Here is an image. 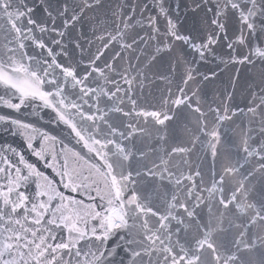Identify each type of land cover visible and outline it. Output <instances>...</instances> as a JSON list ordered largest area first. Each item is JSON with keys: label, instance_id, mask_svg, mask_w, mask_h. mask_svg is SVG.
I'll return each mask as SVG.
<instances>
[{"label": "snow or ice", "instance_id": "6c2138e0", "mask_svg": "<svg viewBox=\"0 0 264 264\" xmlns=\"http://www.w3.org/2000/svg\"><path fill=\"white\" fill-rule=\"evenodd\" d=\"M166 3L167 0L151 3L126 0L118 17L123 29L117 25L115 34H107V43H102L83 64L85 71L81 74L78 67L82 62L65 66L58 58L71 60L73 51L69 44L83 55L80 38L71 39L69 29L80 22L86 9L99 6L100 0H77L72 5L68 0H56V3L39 0V4L33 6H29L27 0H0V21L3 22L0 31L4 33V43L0 46V85L4 87V94L0 95V104L17 113L27 106L34 111L40 107L51 109L56 122L66 125L76 143L87 149V155H83L22 118L0 114V125L14 135H21L32 155L55 174L49 176L41 171L25 158L23 151L12 145H0V264H249L242 258L243 253L255 248L256 240L264 244V237H255L251 243L245 239L248 225L264 223V201L259 207L237 201V193L247 198L244 181L256 170L243 176L232 195L226 198V181L242 175L240 170L244 164L239 160L233 163L229 157L219 171L216 168L221 143L219 128L231 120L235 111L230 114L225 105L223 109L209 107L205 112L197 96L198 90H193L190 96L186 92L197 76L208 80L215 73L204 76L192 66L194 61H185L183 53L177 55L169 65L172 76L181 63L187 64L176 86L179 95L172 99L169 88L167 96L161 100V110L147 111L139 108L136 97V89L143 91L147 77L132 63L133 56L139 63L143 49L139 54L137 49L147 44L145 37L135 31L143 20L141 27L151 29L148 39L156 41L157 53H171L175 42L180 41L200 60H205L208 56L215 57L216 47L226 44L229 49L226 64L255 65L259 60L264 66V0H191L192 10L203 11L205 22L211 28L201 37L182 34L178 16L177 20L173 19L176 13H172ZM179 8L177 4V13ZM154 10L156 14L152 15ZM37 11L44 16L39 22L34 18ZM160 18L166 21L163 31L159 26ZM58 19L62 20L59 26ZM233 21L235 31L230 39L227 26ZM97 39L103 42L105 37ZM113 42L121 51H115L111 58L105 59L103 67H99L98 62L106 56ZM29 44L41 50L39 56L28 54ZM155 59L153 55L152 60ZM120 60L127 62L126 68H120ZM160 78L171 83L167 75ZM260 84L264 85V69L260 72ZM257 87L258 91L251 93L253 106L247 110L253 115L258 110L264 114V87ZM125 104L130 105L128 111L124 110ZM182 107L196 115L195 130H188L186 146L172 147L170 152L164 150L163 155L156 157L159 163L152 161L151 167L147 162L143 164V172L129 170L127 162L136 156L131 142L137 135H150L148 129L141 126V119L147 124L151 118L161 141L166 137L175 138L169 124L176 110ZM116 113L129 118L130 122L117 123L112 118ZM209 116L214 121L211 127ZM205 137L212 158V179L210 186L201 187L204 176L199 165L196 171L185 174L177 172L171 163L176 155L188 157L198 148L204 150ZM242 151L245 162L248 157H258L262 161L258 171L264 173V143L253 147L246 136ZM139 156L146 160L145 153ZM181 164L188 165V160H182ZM145 177L169 180L174 183V194L170 199L166 194L159 205L153 204L138 190ZM217 194L225 211L232 204L241 214L249 209L253 212L248 225L244 226L245 231L233 242L235 250L230 253L222 251L226 249L225 244L214 240L217 231H224V213L213 218L209 207L208 222H200L198 209L206 200L209 205L217 200ZM193 225L201 235L189 239L188 231ZM232 227L229 223L228 230ZM182 231L185 233L183 243ZM114 239L116 242L112 243ZM121 253L127 257L126 261L117 259Z\"/></svg>", "mask_w": 264, "mask_h": 264}, {"label": "water", "instance_id": "95a60500", "mask_svg": "<svg viewBox=\"0 0 264 264\" xmlns=\"http://www.w3.org/2000/svg\"><path fill=\"white\" fill-rule=\"evenodd\" d=\"M56 3V0H52ZM62 2V0H61ZM77 0H68V3L72 5ZM149 3L152 0H148ZM29 6L38 5L39 0H27ZM126 0H100L99 6L93 7L91 9H86L84 15L82 16L79 23L75 25L74 28H70V38L75 39L80 38V42L84 48L83 55H81L79 50H75L73 45L69 44V49L73 51L71 60H67L64 57H59L61 63L65 66L69 64L77 65L79 64L78 71L83 74L85 71L83 64L87 63V60L96 53L97 49L102 47V43H107V34H115L116 27L119 25L123 29V23L121 22L119 9L124 8ZM179 4L180 8L177 13L176 5ZM171 6L173 19L177 20L178 16V28L180 32L184 35H192L196 37H201L205 35L206 32L211 31L208 23H206V17L204 12L201 10H192L191 0H167L166 6ZM155 10L152 15H155ZM124 15H127L125 10ZM148 15V13H145ZM211 14H209L210 16ZM37 21L44 19L43 13L37 11L34 15ZM0 23H3L0 21ZM62 24V20H57V25ZM144 21H141L140 25L136 26L135 31L139 33L140 36H144L147 40L146 45H141L137 49V53H140V49H143L142 54L139 55V63L137 64L135 56L132 58V63L137 66V68L145 73L147 77L144 79L143 91L139 88L136 89V97L138 101L139 108H143L147 111H160L161 110V100L167 96L168 89H171L172 99H175L179 95L176 90L177 84L180 83V73H182L187 67L186 63H181L177 68L175 76L169 73V65L174 57L183 53L184 60L188 62L194 61L192 66L197 68V71L204 76H210V73H215V76H210L208 80H203L201 76H197L196 80L190 82L186 88L187 94L190 96L193 90L197 91V96L200 100L202 109L207 112L209 107H223L227 105L231 111H235V115L232 116L231 120L225 121L219 128L221 135V143L218 145V162L216 165L217 171L222 167V164L227 162V158H231L232 162L235 163L237 160L244 167L241 168V174H237L235 177L229 178L224 185L225 197H230L235 187L238 186L237 182L243 179V176H247L249 171L256 170L253 176L248 177L244 181L245 187L247 189V198L245 199L240 193H237V201L242 204H255L259 207L260 202L264 201V173L258 171V165L262 161L258 157H248L247 162H245V154L242 151V141L249 138V143L253 147H257L261 143H264V114L257 111L256 115L249 113L247 110L253 105L250 101L253 99L251 93L253 91H258V87H264L260 84V72L264 69L257 60L255 65H232L226 64L224 61L229 59V49L226 44L223 46H218L215 49L216 55L208 56L205 60H200L186 45L180 41L175 42V46L171 53L156 52V41L148 39L151 35V29L147 26L141 27ZM166 21L163 18L159 19V26L161 31L164 30ZM229 38H232V34L235 31V21L230 23L228 26ZM39 35V33H37ZM104 36L105 40L101 42L97 37ZM47 41V34L44 37ZM86 41H91L89 44ZM67 42V41H66ZM130 42V41H129ZM4 43V33L0 31V46ZM163 43V41H161ZM29 55L39 56L41 50L35 48L34 45L29 44L26 48ZM115 51H121L119 45L113 42L110 45L109 50L106 52V56L103 57L99 62L98 66L103 67L105 59L111 58ZM241 52L244 50L241 49ZM155 55L156 59L152 60V56ZM121 69L127 67V62L125 60H120L118 62ZM237 69L239 72H237ZM133 75L136 72L132 73ZM169 76L171 83L161 79L162 76ZM195 75V73H194ZM113 79L119 80L118 76H112ZM103 84V81H98ZM93 87L96 84L92 85ZM183 86V85H181ZM4 94V87L0 85V95ZM229 94L231 98L229 99ZM15 102V101H14ZM259 103V101H256ZM38 103V102H37ZM124 110L128 111L130 105H123ZM171 108V105H169ZM166 110V109H165ZM0 114L11 115L16 118H22L26 122L33 124L36 128L47 131L51 135L57 136L59 139L63 140L70 147H74L77 151H80L83 155H87V149H84L82 145L76 143L74 135L70 133V130L66 125L60 122H56L55 113L48 108H37L35 111L31 106L23 107L19 113L14 110L8 109L6 106L0 104ZM171 115L172 113L169 112ZM113 120L120 124L129 123V118L123 117L120 113L113 114ZM131 122L135 123V120ZM213 118L208 117L209 127L213 123ZM167 123V122H166ZM141 126L148 129L150 135H137V137L131 142L133 146V151L136 156L129 162V170L141 171L143 172V164L148 163V166H152V161L159 163L156 159L158 155H163L164 150L171 151L172 147L186 146L185 142L188 139V130H195L196 126V115L192 113L187 108H181L176 110V116L174 120L169 124V129L174 130L175 138L166 137L164 141L157 138L156 126L153 125L151 118L148 119V123L144 124L141 119ZM163 134V132H161ZM205 139V149H197L196 152L188 157H181L176 155L172 157L171 167L177 172H183L187 174L189 171H196L197 165L204 176V184L201 187H208L211 183V153L207 149V137ZM36 145H39V140H37ZM128 144V141H124ZM0 145H12L18 150L23 151L25 158L32 163H35L37 167L44 171L49 176H54L52 169L46 168L43 161H38L35 156L32 155L31 151L27 149L26 142L24 138L19 134H13L12 131L5 130L3 125H0ZM59 148V145H57ZM145 153L146 160H141L139 153ZM187 159L188 165H182L181 161ZM58 179V178H57ZM217 179L219 177L217 176ZM199 183V181H197ZM34 187V186H33ZM138 190L143 196L148 197L152 200L153 204L159 205L161 201L165 198L167 194L170 199L171 195L174 194L175 186L174 183L169 182L165 179L163 181L158 178L145 177L138 186ZM130 194V193H129ZM203 195L207 197V192ZM219 194H217V200L209 202L206 200L204 204L198 209L200 215V222L207 223L209 220V207H211V214L213 218H219L220 214L223 212V225L224 231H217L214 234V240L216 243H223L226 245V251L230 253L235 250L234 241L239 238V234L245 231V225H248L249 218L253 215V212L249 209L245 214H241L234 205H229V210L225 211L223 206L218 202ZM229 223L233 225L229 231ZM212 227H216L214 223ZM200 232H198L193 225L188 231V238L193 236L200 237ZM185 233L182 231L180 233L181 242H184ZM255 237H264V223H257L256 225H248L245 239L248 243H251ZM115 239L112 243H115ZM123 258L125 261L127 257L118 256L117 259ZM242 258L249 262V264H261L264 261V244L261 240H256V246L251 251H246L243 253Z\"/></svg>", "mask_w": 264, "mask_h": 264}]
</instances>
